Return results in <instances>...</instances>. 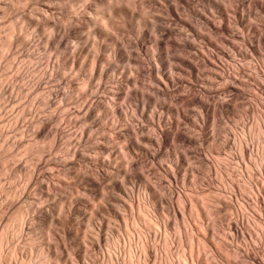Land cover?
<instances>
[{"label": "bare ground", "instance_id": "1", "mask_svg": "<svg viewBox=\"0 0 264 264\" xmlns=\"http://www.w3.org/2000/svg\"><path fill=\"white\" fill-rule=\"evenodd\" d=\"M74 1L0 0V163L4 165L3 168L0 164V178L7 174L6 180L12 179L0 190L5 194L0 204L5 221L0 225V264H36L34 256L46 260V264H119L124 261L122 255L130 259L136 256L134 264H148L152 258L155 264H182L169 247L172 243L168 230H180L177 223L167 218L170 215L179 216L182 221L190 219L194 229L203 232L202 237L186 236L190 259L193 261L196 255L195 264H264V250L252 241L250 227L257 226L264 239V219L257 213L264 210V163L254 170L246 166L244 173L239 170L248 179L246 188L250 193L239 200L235 194L238 184L236 187L234 182H229L228 191H200L199 186L198 194L190 197L192 183L185 176L186 171L182 175L183 168L187 169L182 166L186 155L196 159L201 168L215 169L214 165L210 168V159L204 158L195 146L198 141L204 142L201 122L205 124V119L215 117L218 123H224L220 114L238 110L239 106L248 105L246 111L254 113L260 95H264V70L253 66L261 82L251 84L254 76L245 73L244 66L234 59H249L246 48L264 59V1L225 0L228 4L221 8L224 2L220 5V0H200L212 8H201L202 11L197 5V10L191 6L194 0H80L83 3L78 7V1ZM182 5L187 10L185 18L180 15L184 19L179 16ZM249 6L262 17L255 37L244 33L249 29V24L248 28L245 25ZM188 13L208 32L207 49L193 40L202 38L203 32L197 31L200 27L195 29L198 24L190 23L192 18L186 19ZM177 24L180 30L183 27L189 31L187 36L183 28L182 33L175 28ZM210 35L215 38L210 39ZM214 39L220 42L219 46ZM149 42L153 45L151 57ZM240 45L246 47L244 51ZM148 56L152 62H146ZM226 61L233 65L226 68ZM139 86L149 92L141 91ZM152 93L177 104L174 103L176 108L169 107V101L158 104L170 116L154 107L160 101L158 97L155 105L151 104ZM133 97L142 98L143 102L136 103L131 113L124 105ZM120 99L126 102L120 104ZM193 105L203 115H199L200 122L197 110L193 114L196 118L191 119L189 106ZM192 109L193 113L196 108ZM218 123L219 127L213 126L215 130L221 128ZM188 127L199 134L190 135ZM210 127L207 130L205 126V131ZM259 128L264 138V130ZM207 132L206 136L211 134V130ZM239 135H233L231 145L237 149L242 167L241 159L249 157L252 150L251 144ZM171 142L186 147L185 152L180 147L181 158L180 155L175 159L178 153H174V160L168 159L171 154L165 148ZM141 168L146 174L139 172ZM221 172L227 176L225 169ZM181 181L189 183L188 194L176 187ZM97 199L100 202L95 204ZM225 211L230 215L227 219L222 216ZM110 216L123 226H110ZM35 222L41 230L36 232H44V236L40 234L43 240L39 236L37 240L33 233V237H25L35 232ZM10 226L14 228L10 233L17 235L15 245L6 254L2 246ZM132 230L138 232V245L134 247L125 239L127 244L119 246L122 231L127 236ZM206 245L213 249L211 256L202 253ZM95 253L102 258H95Z\"/></svg>", "mask_w": 264, "mask_h": 264}, {"label": "rangeland", "instance_id": "2", "mask_svg": "<svg viewBox=\"0 0 264 264\" xmlns=\"http://www.w3.org/2000/svg\"><path fill=\"white\" fill-rule=\"evenodd\" d=\"M6 1H9V0H6ZM64 2L65 1H67V0H63ZM70 0H68V2H69ZM78 1V2H77ZM194 1H196V2H192V7L194 8V9H200V11H202V9L201 8H206L207 9V7H209L207 4H205V3H203V2H201L200 0H194ZM218 2H219V0H217ZM264 1V0H263ZM76 4H78L76 7H78L79 5H81L83 2L81 1L80 2V0H76V1H74ZM200 2V3H199ZM220 5L222 4V6H221V8H223L224 7V5L226 6L228 3H226V1L225 0H220ZM66 3V2H65ZM80 3V4H79ZM193 3H196V4H193ZM198 4L199 5H201V6H198ZM205 4V5H204ZM181 5V4H180ZM199 7H197V6ZM203 5V6H202ZM207 5V6H206ZM195 6H196V8H195ZM180 7V6H179ZM252 6H249V9H247V12H248V10L250 11V8H251ZM181 8V7H180ZM184 8V9H183ZM186 7L184 6L183 7V5H182V8H181V11H179V16L180 15H182L183 14V17L187 14V10L185 9ZM254 7H252L251 8V10L253 11L254 10V13L256 14H252V11H250L249 13H247L246 12V14H248V15H245V22H246V27L248 28V26H247V23L249 24V29H245L246 31H248V32H246V31H244V33L245 34H251V36H254L255 37V35H257V32L261 29V27H260V24L259 23H261V19H262V17H261V15H260V13L259 12H256V11H258V10H256L255 8L253 9ZM183 9V10H182ZM196 9V10H197ZM209 10H211L212 8H208ZM184 11H185V14H184ZM199 11V10H198ZM189 14V13H188ZM167 14L165 13L164 14V16L167 18L168 17V15L166 16ZM260 15V16H259ZM251 16H253V17H251ZM181 17V16H180ZM192 18L191 19V22L190 23H192L193 22V24H198V25H196V27H195V29L197 30V28L198 27H200V28H198L199 30H197V31H200L201 33L203 32V35H202V38L203 39H205V40H203L202 38H201V36H198L199 38H198V40L196 39L197 37H194V39L193 40H195V43H198V42H200V43H198V45H205V47H206V49H207V44L205 43V42H207V40L209 39V37H207V35H209L208 34V32L205 30L204 31V29L202 28V26L200 25V23H197L198 22V19L195 17H193V16H191L190 14L186 17V19L187 18ZM168 18H170V17H168ZM167 18V19H168ZM182 18V17H181ZM185 18V17H184ZM184 18H182V19H184ZM254 18H256V19H254ZM151 20V18H148V20ZM189 19V20H190ZM258 19H259V21H258ZM251 20V21H250ZM248 21V22H247ZM258 21V22H257ZM253 22H255V23H253ZM251 23V24H250ZM192 24V25H193ZM253 24V28H252V25ZM259 24V25H258ZM175 25V24H174ZM178 25V24H177ZM175 26V28L178 30V31H181V33L182 32H184V30H185V32H184V35L186 34V36H187V34L189 33V31H187L185 28H183V27H181V30L179 29L180 28V26L178 27V26ZM200 25V26H199ZM256 25V26H255ZM250 26H251V30H250ZM257 28V29H255V27ZM184 30H183V29ZM253 29V30H252ZM257 30V31H256ZM252 31H255V32H253L252 33ZM207 34V35H206ZM249 34V35H250ZM189 35H191V33L189 34ZM188 35V36H189ZM130 37H133L132 35H130ZM191 37V36H190ZM214 36H211L210 35V39H212ZM215 38V37H214ZM190 39H192V38H190ZM207 39V40H206ZM200 40V41H199ZM213 40V39H212ZM211 40V41H212ZM201 41H202V43H201ZM203 41H204V43H203ZM216 43H215V42ZM214 43L217 45V46H219V41H216L215 39H214ZM253 44V43H252ZM148 46H149V48H148V46H147V48H148V52H149V55L152 53V51H153V45L151 44V42H149L148 44H147ZM254 46H256V43H254L253 44ZM220 46H221V44H220ZM210 47V46H209ZM208 47V49H210ZM222 47V46H221ZM240 47L241 48H243V47H245V46H243V45H240ZM150 48H151V50H150ZM246 48V47H245ZM245 48H243V51L245 50ZM134 50V49H133ZM150 50V51H149ZM248 51V52H247ZM250 50H247V48H246V50H245V52H247V54H249V56L250 57H248L249 59H247V58H244V60H243V57H240L239 56V58H238V56H236V57H234V59H235V61H237V62H239L240 64H242L243 66H244V68H245V70L244 71H246L245 73H247V74H251L252 75V80H251V84H256L257 83V81L259 82H261V80H260V78L259 77H257V75L254 73L255 71H256V68H254L253 66H256V67H258V69H261V70H264V59L262 58V56H261V58H260V55H256V54H253V52H249ZM177 53H179V52H177ZM169 54V53H168ZM169 55H171V54H169ZM235 56V55H234ZM150 57H151V55H150ZM149 56L147 57V59H146V62H148V61H151L152 62V60L150 59L149 60V58H150ZM186 57H187V55H186ZM237 58V59H236ZM241 58H242V60H241ZM168 59V62H170L171 61V59H170V57L169 56H167L166 57V60ZM246 59V60H245ZM253 62H252V61ZM243 61V62H242ZM173 62V61H172ZM227 62V63H226ZM224 64H225V66H226V68H228V67H230V66H232L233 64V62L232 61H226ZM231 62V63H230ZM127 64V62H124V64ZM171 63V62H170ZM229 63L231 64V65H229ZM249 63V64H248ZM123 64V63H122ZM123 64V66H125ZM226 64H228V65H226ZM253 64V65H252ZM250 65V66H249ZM127 66V65H126ZM125 66V67H126ZM247 67H248V69H247ZM260 67V68H259ZM184 68V67H183ZM185 69V68H184ZM257 69V70H258ZM250 70V71H249ZM252 70V71H251ZM254 70V71H253ZM248 71V72H247ZM255 78V80H253ZM256 78H259V80L258 79H256ZM142 79V78H141ZM143 80H144V82L146 83V80H147V78L146 77H144L143 78ZM142 80V81H143ZM148 81V80H147ZM253 81V82H252ZM140 87V90H141V86H139ZM145 91V89L143 88L141 91ZM143 91V92H144ZM147 89H146V93H147ZM149 92V91H148ZM150 94H151V92H150ZM152 95H154L153 97H154V101L151 103V104H153V103H156L158 100V98H159V100L160 101H158V103L156 104L157 105V107H156V105L155 104H153V106L157 109V110H159V111H161V112H163L164 113V115L165 116H170V113L168 112V111H166V110H161L162 108V106L161 105H165V104H168L169 102H170V104H168V106L170 107V105H171V108H176L175 106L177 105L175 102V106H174V103H173V101L172 100H169V98H168V100H166V98L167 97H164V96H161V95H156V94H153L152 93ZM161 98H160V97ZM263 96V97H262ZM158 97V98H157ZM162 97H163V100H161L162 99ZM164 98H165V100H164ZM263 99V100H262ZM133 100H135V102L134 103H132V101ZM260 100L261 101H259L260 103H258V104H256V106H254L255 107V109H256V111L258 112L259 111V109H260V112H254V113H251V112H248V111H246V109H249V106L247 105V106H241V107H243L244 108V110H243V108H241L240 106H239V108H238V106H236L237 108H238V110L236 109V110H234V111H231V112H224V113H222V115L220 114V118L221 119H225V120H221V121H223L224 123H225V125H224V123H220L221 125H220V129L219 128H217L216 130L214 129L215 127H219V125L217 126L216 125V123H218L217 122V120H216V118L215 117H210L211 118V121L212 122H210V118L209 119H205L204 120V122H205V124L204 123H202L201 122V124H203L204 125V127L206 126L207 128V130L209 129V126H211L210 127V130H211V132H210V130L207 132V131H205L206 129L203 127V125H202V127H203V129H204V133H205V135H202V141H204L203 143L202 142H200V141H198V145H197V143L195 144V146L196 147H198V148H196L195 146V148L197 149V150H199V153H203V155L205 156L204 158H206L207 160L208 159H210L208 162H209V165L211 164V166H210V168L211 169H213V167H215V169H213V170H208V168H201L200 167V165H199V163L197 162V160L196 159H191V157L190 156H188L187 157V155H186V157L185 158H183V167L186 165L187 167V169H185V168H183L184 170H182V173H183V171H184V173L182 174V175H184V174H186V172L188 173V174H186L185 176H188L187 178H189V181L192 183V184H190L189 185V183H183L182 181H181V183H179V185L177 184L176 185V187L178 188V189H180V188H182V190L183 191H185L186 193L189 191V189L188 188H190V191L188 192V193H190V194H188L190 197H192V196H196V193H197V191L199 192V186H200V191H201V189L202 190H204V188L207 190V189H209L208 191H214V189L216 188V189H221V190H219V191H222V189L223 190H227L228 191V187H229V185L231 184V183H229V182H234V184L236 185V187H237V184H238V187H239V189H238V187H237V192H236V189H235V194L237 195V199L239 200V198H245L246 196H250V193H249V191H248V189L246 188L247 186H248V183H247V178L244 176V178L240 175V172L241 173H244V171L246 170V166H248L251 170H254V169H257V168H260V166H262L263 165V163H264V138L263 137H261V135L259 134V132H258V127H260L259 129H261V130H264L263 128H264V95H260ZM124 101L126 102V100L125 99H120V101H118V102H120V104H124ZM139 103H138V102ZM165 101H169L168 103L167 102H165ZM128 102L131 104V105H129L128 104ZM142 102H143V100H142V98H137L136 99V97H135V99H134V97L130 100V101H127V104L126 105H122L123 107H124V109L125 110H127V111H129V109H130V111H131V113L132 112H134V107H135V104L137 103V105H142ZM172 102V103H171ZM261 103H263V104H261ZM133 104V105H132ZM158 104H161V105H158ZM128 106V107H127ZM129 106H131V107H129ZM152 106V105H151ZM152 106V107H153ZM173 106V107H172ZM258 106V107H257ZM192 106H189V111H190V115H191V119L192 120H194L196 117H198L199 119H200V117L201 116H199V115H202L201 114V112H200V108L199 107H197V106H195V105H193V109H195V110H193L192 108H191ZM191 109L194 111L193 113H192V111H191ZM258 109V110H257ZM198 112H197V111ZM241 110H242V112H241ZM129 111V112H130ZM195 111H196V113H195ZM237 111V113H238V111L240 112L239 114H237V113H235ZM243 111H244V113H243ZM165 112H167V113H165ZM246 112H248L249 114H251L250 116H249V114L247 113L246 114ZM196 114V117H195V115H193V114ZM226 113V114H225ZM234 113H235V115H234ZM241 113H243L244 114V116H245V118L243 117V114H241ZM228 114H230V115H228ZM192 115H193V118H192ZM227 115V116H226ZM232 115V119H229L228 118V116L230 117ZM233 115H234V117H233ZM237 115H239V116H237ZM248 115V116H247ZM254 115V116H253ZM171 116H173V118H175V116L173 115V114H171ZM203 116V115H202ZM223 116H224V118H223ZM242 116V117H241ZM225 117H227V119L225 118ZM235 117H238V118H235ZM240 117L242 118V119H240ZM248 117V118H247ZM175 119H177V118H175ZM245 119V120H244ZM229 120H230V122H229ZM260 120H262L263 121V123H262V121H260ZM199 122L200 121H202L201 119L200 120H198ZM208 121V122H207ZM208 123V125L209 124H211V125H209V126H207V123ZM215 122V124H213ZM228 122V123H227ZM232 122V123H231ZM218 123V124H219ZM200 124V125H201ZM223 124V125H222ZM213 126H214V128H213ZM225 126V127H224ZM263 126V127H262ZM186 127V126H185ZM248 127V128H247ZM190 130H189V129ZM187 128V130H188V133L189 132H191V133H189L190 135H193L194 133L193 132H195V130L193 129V130H191L192 128L191 127H188ZM224 129V130H223ZM227 131H226V130ZM221 133V132H223V133H221V134H218L219 132ZM223 130V131H222ZM233 130V131H232ZM237 130V131H236ZM244 130V131H243ZM251 130V131H250ZM197 131V130H196ZM206 132H207V134L210 132L211 134H212V136H210L211 134H209V135H207L206 136ZM229 132V133H228ZM258 132V133H257ZM203 133V132H202ZM214 133V134H213ZM226 133V134H225ZM235 135H239V136H243V138L246 140V142H247V144L249 145V143L251 144L250 145V148H251V150H252V154L248 157V156H246V157H244L243 159H241V161H242V163H244V164H242V167H239V165H241V163H240V159H238V157L240 158V156H238L239 155V153H238V151H237V149L236 148H234V144H233V135L234 134ZM195 134H196V132H195ZM199 134V131H197V134L196 135H198ZM217 134V135H216ZM215 135H216V137H215ZM221 135H222V137H221ZM227 135H230V136H227ZM232 135V136H231ZM247 135H248V137H247ZM194 136V135H193ZM213 136L215 137V138H213ZM227 136V137H226ZM205 137V138H204ZM219 137H221V139H224V140H221ZM257 137H258V139H257ZM226 138H227V140H226ZM208 139H209V141H210V139H212L211 140V142H209L208 141ZM215 140V141H214ZM217 140V141H216ZM229 140H231V141H229ZM249 140V141H248ZM206 141H208V143L206 142ZM224 141L226 142V143H229L230 144V146H229V144H225L224 143ZM261 141V142H260ZM206 142V143H205ZM218 142H220V143H218ZM205 143V144H204ZM213 143H214V145H213ZM253 143V144H252ZM177 144V145H176ZM204 144V145H203ZM208 144V145H207ZM209 144H211V145H209ZM216 144H217V146H216ZM222 144H223V146H222ZM231 144H233V145H231ZM174 145V146H173ZM178 148H177V147ZM205 146H207L206 148H205ZM222 147V148H220V147ZM227 146V147H226ZM230 148H229V147ZM252 146V147H251ZM172 147H174L173 149H172ZM180 147L182 148V150H183V148H184V150H183V152H185V150H186V147L185 146H183V145H180V144H178V143H173V142H171L166 148H165V150L168 152V154L170 153L171 155H169L168 156V159L169 158H171L170 160H174V157H172V156H174V153H178L177 154V157H175V159L177 158H179V156L183 153L182 152V150L180 149ZM201 147V148H200ZM204 147V148H203ZM255 147V148H254ZM176 148H177V150H176ZM188 148V147H187ZM200 148V149H199ZM227 148V149H226ZM229 148V149H228ZM232 148H233V150H232ZM169 149V150H168ZM178 149H180L181 150V152L178 150ZM204 149V150H203ZM220 149V150H219ZM222 149V150H221ZM235 149V150H234ZM255 149H256V152H255ZM200 150H202V152L200 151ZM208 150V151H207ZM210 150H212V151H210ZM214 150H215V152H214ZM226 150V151H225ZM172 151V152H171ZM175 151H177V152H175ZM179 151V152H178ZM204 151V152H203ZM206 151L207 152H209V153H206ZM220 151H222L221 153L223 154H221V153H219ZM224 152V153H223ZM235 154V156H234V154ZM172 153H173V155H172ZM225 153H226V155H225ZM230 153V154H229ZM260 153V154H259ZM176 154H175V156H176ZM208 154V155H207ZM253 154H254V156H253ZM257 154V155H256ZM207 155V156H206ZM263 155V156H262ZM183 156H185V153L183 154ZM201 156H202V154H201ZM210 156V157H209ZM229 156H230V158H231V163L229 164L228 162H227V160L228 159H230L229 158ZM233 156V157H232ZM182 157V155L180 156V158ZM203 157V156H202ZM186 158H188V159H186ZM190 158V159H189ZM249 158V159H248ZM227 159V160H226ZM232 159L234 160V161H232ZM237 159V160H236ZM252 159H254V160H252ZM261 159V160H260ZM185 160H186V162H185ZM195 160H196V162H195ZM251 160V161H250ZM256 160V161H255ZM259 160V161H258ZM189 161V162H188ZM194 162V165L192 164L193 162ZM223 161H226L225 163L223 162ZM244 161V162H243ZM262 161V162H261ZM166 162V161H165ZM164 162V163H165ZM215 162V163H214ZM220 162V163H219ZM251 164H250V163ZM255 163V165L253 164V163ZM257 162V163H256ZM189 164V165H187V164ZM197 163H198V165H197ZM212 163H214V164H212ZM224 165H223V164ZM236 163V164H235ZM237 163H238V166H237ZM259 163V164H258ZM1 165H2V167L4 168V165L2 164V163H0ZM165 164H167V162L165 163ZM196 164V165H195ZM216 164H217V166H216ZM222 164V165H221ZM248 164V165H247ZM258 166H257V165ZM0 165V166H1ZM192 165H193V170H191L190 168L192 167ZM214 165V166H213ZM245 165V166H244ZM213 166V167H212ZM223 166H224V168H223ZM227 166V167H226ZM231 166V167H230ZM254 166H256V167H254ZM2 167H0V168H2ZM190 167V168H189ZM197 167V168H196ZM221 167V168H220ZM230 167V168H229ZM245 167V168H244ZM146 167H144V169H145ZM188 168H189V170H190V172L192 173V171H193V173L191 174L190 172H188L189 170H188ZM200 168V169H199ZM218 168H220V169H218ZM236 168H237V170H236ZM239 168V169H238ZM254 168V169H253ZM195 169V170H194ZM222 169H223V171H224V169H225V171L227 172V176L225 175V176H223V175H221L222 174ZM231 171L232 170V172H229V170ZM241 169V170H240ZM146 170H147V168H146ZM146 170H143V168H141L140 170H139V172H141V173H143V174H146ZM188 170V171H187ZM196 170H198V172L196 171ZM200 170V171H199ZM202 170H204V172L202 171ZM239 170H240V172H239ZM244 170V171H243ZM143 171V172H142ZM144 171H145V173H144ZM186 171V172H185ZM209 171H210V173H211V175H210V173H209ZM213 171L215 172V174L213 173ZM220 173H219V172ZM235 171V172H234ZM237 171V172H236ZM4 172H1V175H5V173L3 174ZM200 173V174H199ZM203 173V174H202ZM238 173V174H237ZM196 174V175H195ZM206 174H209L208 176L206 175ZM219 174V175H218ZM234 174H235V177H234ZM192 175V176H191ZM198 175H200V176H198ZM218 175V176H217ZM236 175H238V177L236 176ZM6 177H8L7 176V174L5 175ZM5 176H1V177H3V178H0V180H4L3 181V183H6L5 185L2 183V181H0V190L1 191H3V188L4 187H7L9 184H7V183H10V181L9 180H12V179H9V180H6L7 178H5ZM190 176L192 177V179L190 178ZM194 176H195V178H194ZM204 176V177H203ZM206 176V177H205ZM220 176V178H221V180H220V178H218ZM197 177V178H196ZM201 177H203V179H205V180H203ZM236 177H237V179H236ZM195 179V181H196V183H195V181H194V179ZM209 178H210V180H209ZM230 180V181H228V179ZM232 178V179H231ZM200 179V180H199ZM209 181H208V180ZM212 179V180H211ZM214 179V180H213ZM216 179V180H215ZM217 179H218V181H217ZM235 179V180H234ZM241 179H242V181H243V184H242V186H241V184L240 183H242V181H241ZM203 180V181H202ZM232 180V181H231ZM237 180L238 181H240V183L239 182H237ZM9 181V182H8ZM200 183H199V182ZM210 181H211V183H210ZM215 181V184L213 183V182ZM223 181V182H222ZM201 182H203V183H201ZM218 182H219V184H218ZM226 182H227V184H226ZM3 184V187H2V184ZM207 183V185L206 186H204L205 184ZM220 183H222V184H220ZM237 183V184H236ZM187 184L190 186H188L187 187ZM211 184H213V186L211 185ZM180 185H182V186H180ZM210 185L212 186V187H210ZM220 185V186H219ZM223 185V186H222ZM240 185V186H239ZM244 185V186H243ZM185 186V187H184ZM215 186H217V187H219V188H217V187H215ZM228 186V187H227ZM195 189V191H194V189ZM207 187V188H206ZM214 187V188H213ZM241 187V188H240ZM186 188V189H185ZM225 188V189H224ZM185 189V190H184ZM188 189V190H187ZM213 189V190H212ZM216 189H215V191H216ZM241 189V190H240ZM244 190V191H243ZM0 191V193H2V194H0V200H2V201H0V204L4 201L3 200V198H4V195L5 194H3L4 192H1ZM196 192V193H195ZM232 192V191H231ZM206 193H208L207 191H206ZM241 193H242V195H241ZM192 194V195H191ZM198 194V193H197ZM212 194V193H211ZM209 195V197L212 199L213 198V196L212 195ZM238 194H239V196H238ZM2 195V196H1ZM198 196V195H197ZM212 196V197H211ZM245 196V197H244ZM239 197V198H238ZM87 198H89V197H87ZM200 199L201 200H203L204 201V199L200 196ZM96 202H95V204H97V203H99L100 202V200H95ZM97 201H99V202H97ZM94 202V201H93ZM215 204V203H214ZM1 213V212H0ZM257 213L264 219V210H262V211H257ZM2 214V213H1ZM0 214V225L1 226H3V223L5 222L4 220H3V217H1V216H3V214L1 215ZM225 215V216H224ZM108 216V215H107ZM171 216L172 215H170V216H168L167 218L170 220H172V221H174L173 223H177L179 226V228L178 229H180V230H178V232H177V230H176V227H173V228H171V229H173L172 231L171 230H168V232H167V234H168V237H169V240L171 241L170 243H172L171 245H172V247H171V245L169 246L170 247V249H174L172 252L174 253V257H175V259H177V260H179V261H181V262H187L188 264H195V261H194V259H195V257H196V255L194 256V257H192L193 258V261L190 259V257H191V250H190V246L188 245V241L186 240V236L188 237V236H190V237H193V236H191L192 234L193 235H195V236H197L198 235V237H202V233L200 232V230L198 231V230H195L194 229V224H193V222L190 220V219H188V218H186V221H182L181 219V217H179V216H175L176 217V220H175V217H174V215H173V218H171ZM222 216H224L223 218L224 219H227L230 215H229V212H226L225 211V214H223ZM111 217L112 216H110V217H107V219L110 221V226H112V227H116V229H118L119 228V226L118 225H120V227H122L121 226V222H119L118 223V221L117 220H115L114 218H112L111 219ZM170 217V218H169ZM179 217V218H178ZM181 218V219H180ZM129 219V221H128V223L130 222V218H128ZM111 220H112V222H111ZM190 220V221H189ZM3 221V222H2ZM171 221V222H172ZM176 221V222H175ZM223 221V220H222ZM189 222H191V223H189ZM2 223V224H1ZM115 223V224H114ZM36 224V225H35ZM116 224H117V226H116ZM130 224V223H129ZM193 224V225H192ZM114 225V226H113ZM1 226H0V228H1ZM34 226H35V232H30V233H28L25 237L27 238V237H33V235L35 236V238L37 237L38 238V236L40 237V239H42L41 237L42 236H44V232H41L40 234L42 235H40L39 234V232L41 231V230H39L40 229V226H39V224L37 223V222H35L34 223ZM252 226V227H251ZM37 227V228H36ZM131 227V226H130ZM139 228H141L140 226H138ZM250 227L252 228V230H253V237H252V241L255 243V244H257V246L261 249V247H262V249H261V251L262 250H264V239L260 236V233H259V229H258V227L257 226H253V225H251L250 224ZM256 227V228H255ZM10 229H9V232H8V236L6 237V239L7 240H5V242L4 243H6V244H3V246H2V250L4 251V253H10V251H11V248H13V246L15 245V241H16V235H17V233L16 234H14V232H12V233H10V230L12 231V229L14 230V228L12 227V226H10L9 227ZM255 228V229H254ZM36 229H38V231L39 232H36ZM42 229V228H41ZM33 230H34V228H33ZM32 230V231H33ZM123 230H125V229H123ZM192 230V231H191ZM138 231V230H137ZM180 231V232H179ZM256 231V232H255ZM131 234L130 235H127L126 236V234L127 233H125V231H122V235H121V239L119 240V246L121 245H123V243L124 242H126L127 240H130L132 243H134L135 245H134V247L135 246H137L138 245V243H135L136 241L137 242H139L138 241V236H137V234H138V232H137V234L136 233H133V230L132 231H129ZM136 232V231H135ZM192 232V233H191ZM32 233H33V235H32ZM34 233H36V234H34ZM107 233V236H111V234L107 231L106 232ZM108 233H109V235H108ZM172 233H173V235L175 236H173L172 235ZM11 236H10V235ZM30 234H31V236H30ZM37 234H39V235H37ZM133 234H134V236H133ZM171 234V235H170ZM197 234V235H196ZM123 235H125V236H123ZM136 235V236H135ZM170 235V236H169ZM200 235V236H199ZM14 236V237H13ZM130 236V237H129ZM178 236H179V238H178ZM259 236V237H258ZM11 237V238H10ZM113 237V236H112ZM174 237V238H173ZM257 237V238H256ZM36 238V239H37ZM134 238V239H133ZM172 238V239H171ZM189 238V237H188ZM261 240H259V239ZM10 239H11V242H12V239H13V243H11L10 242ZM39 239V238H38ZM37 239V240H38ZM39 239V240H40ZM113 239H115V238H113ZM123 239H124V241H123ZM125 239H127L126 241H125ZM137 239V240H136ZM173 239H174V242H173ZM177 239H179L177 242H175V240H177ZM15 240V241H14ZM43 240V239H42ZM256 241V242H255ZM10 242V243H9ZM27 242H30V241H28L27 240ZM181 242V243H180ZM174 243H175V245H174ZM124 244H127V242L126 243H124ZM181 244V245H180ZM12 246V247H11ZM209 245H206L205 247V250L203 249L202 250V253L203 254H205L206 256H211V254H212V252H213V249H212V247L210 248V246L208 247ZM176 247V248H175ZM184 247V248H183ZM178 250V252H177V250ZM207 249V250H206ZM259 249V250H260ZM8 250V251H7ZM10 250V251H9ZM103 250V249H102ZM181 250V251H180ZM175 251H176V253H175ZM209 251V252H208ZM103 253L105 252V250L104 251H102ZM181 254H180V253ZM208 252V253H207ZM211 252V253H210ZM178 253V254H177ZM184 253V254H183ZM264 253V252H263ZM102 254V253H101ZM180 254V255H179ZM208 254V255H207ZM98 255V256H97ZM176 255H177V257H176ZM183 255V256H182ZM185 255V256H184ZM188 255V256H187ZM10 255H8V257H9ZM95 258H102V255H101V257H100V255H99V253H95L94 255H93ZM124 256V257H123ZM180 256H181V259H179L180 258ZM14 258L15 259V257L14 256H10L9 258ZM35 257V260H34V262L37 264L38 262V264H42V263H44V264H46V260H43L42 258H40V257H38V256H34ZM37 257V258H36ZM121 257H123V259H124V261H120V263L119 264H131L130 263V261H133L132 262V264H134V263H136V256L133 258L132 257V259H134V260H132V259H130V257L127 255V256H125V255H122ZM127 257V258H126ZM12 258V259H13ZM38 258L40 259V261H38L37 262V260H38ZM41 259H42V262H41ZM155 261V259H150L149 260V262H148V264H152V263H156V261L155 262H152V261ZM126 261V262H125ZM191 262V263H190ZM182 263V264H183ZM96 264H100L99 262L98 263H96ZM226 264V263H225Z\"/></svg>", "mask_w": 264, "mask_h": 264}]
</instances>
